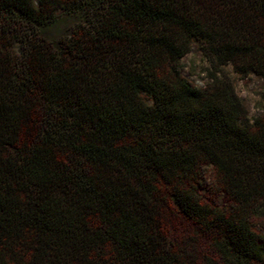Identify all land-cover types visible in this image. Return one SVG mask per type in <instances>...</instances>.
Listing matches in <instances>:
<instances>
[{"label":"trees","instance_id":"16d2710c","mask_svg":"<svg viewBox=\"0 0 264 264\" xmlns=\"http://www.w3.org/2000/svg\"><path fill=\"white\" fill-rule=\"evenodd\" d=\"M227 67L264 79V0H0V264H264Z\"/></svg>","mask_w":264,"mask_h":264},{"label":"rangeland","instance_id":"374dc122","mask_svg":"<svg viewBox=\"0 0 264 264\" xmlns=\"http://www.w3.org/2000/svg\"><path fill=\"white\" fill-rule=\"evenodd\" d=\"M69 20L64 19L59 27L52 30L56 35L66 25ZM182 74L199 88H203L208 83L205 69L209 67L204 59L197 43H193L190 52L181 60ZM230 75L237 95L242 99L244 107L250 117L264 114V79L255 75L242 78L233 73L231 67L226 68Z\"/></svg>","mask_w":264,"mask_h":264}]
</instances>
